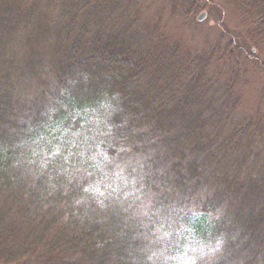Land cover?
<instances>
[{
    "label": "trees",
    "instance_id": "obj_1",
    "mask_svg": "<svg viewBox=\"0 0 264 264\" xmlns=\"http://www.w3.org/2000/svg\"><path fill=\"white\" fill-rule=\"evenodd\" d=\"M225 1L250 50L184 51L149 0H0V264H264V108L237 91L264 0Z\"/></svg>",
    "mask_w": 264,
    "mask_h": 264
},
{
    "label": "rangeland",
    "instance_id": "obj_2",
    "mask_svg": "<svg viewBox=\"0 0 264 264\" xmlns=\"http://www.w3.org/2000/svg\"><path fill=\"white\" fill-rule=\"evenodd\" d=\"M149 2L153 4L150 13H161L168 28V34L172 39L181 43L184 51L192 53L208 51L214 45L225 47L227 43L241 47L242 49L238 50L244 52L251 48L247 46L244 49L242 44H238L237 39L234 38V34H242L245 37L250 25L242 23L241 15L236 13L225 0H176L172 10L168 0H149ZM202 11L206 12V17L202 21H198L197 16ZM250 60L252 61H248L246 71L241 73L242 76L238 83L237 91L243 96L239 114H246L256 106L262 110L264 108L263 100L260 98L264 77V47L257 45L254 56H251ZM252 63L258 65H255L257 68L255 72ZM118 172L117 165H113L111 173L103 172L102 169L95 189L97 191L105 190L112 182L122 177V175H118ZM161 232L163 231L160 228L154 231L158 235Z\"/></svg>",
    "mask_w": 264,
    "mask_h": 264
},
{
    "label": "water",
    "instance_id": "obj_3",
    "mask_svg": "<svg viewBox=\"0 0 264 264\" xmlns=\"http://www.w3.org/2000/svg\"><path fill=\"white\" fill-rule=\"evenodd\" d=\"M206 17V12L203 11L197 16L198 21H202Z\"/></svg>",
    "mask_w": 264,
    "mask_h": 264
}]
</instances>
